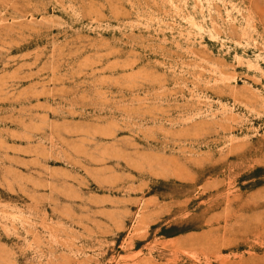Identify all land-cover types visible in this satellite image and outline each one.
<instances>
[{
	"label": "rangeland",
	"instance_id": "1",
	"mask_svg": "<svg viewBox=\"0 0 264 264\" xmlns=\"http://www.w3.org/2000/svg\"><path fill=\"white\" fill-rule=\"evenodd\" d=\"M0 264H264V0H0Z\"/></svg>",
	"mask_w": 264,
	"mask_h": 264
}]
</instances>
